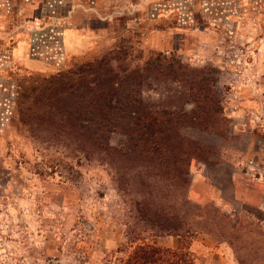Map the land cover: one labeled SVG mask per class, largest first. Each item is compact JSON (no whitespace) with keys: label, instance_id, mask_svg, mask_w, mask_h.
Wrapping results in <instances>:
<instances>
[{"label":"rangeland","instance_id":"obj_1","mask_svg":"<svg viewBox=\"0 0 264 264\" xmlns=\"http://www.w3.org/2000/svg\"><path fill=\"white\" fill-rule=\"evenodd\" d=\"M111 49L128 67L162 52L214 68L226 129L188 130L216 155L188 167L185 196L204 217L187 250L194 264H264V0H0V264H121L140 242L177 247L140 231L114 167L20 113L17 93L37 78ZM174 87L146 81L142 95Z\"/></svg>","mask_w":264,"mask_h":264},{"label":"trees","instance_id":"obj_2","mask_svg":"<svg viewBox=\"0 0 264 264\" xmlns=\"http://www.w3.org/2000/svg\"><path fill=\"white\" fill-rule=\"evenodd\" d=\"M123 61L120 49H111L37 78L17 93L24 102L20 113L29 123L42 120L59 127L67 134L66 145L86 159L114 167L117 189L137 194L131 204L142 223L140 231L179 237L175 248L137 243L121 264H194L186 239L198 232L193 221L204 217V208L185 196L188 167L193 160L212 163L216 150L188 130L225 133L226 120L210 74L214 68L193 67L162 52L132 67ZM151 80L175 87L156 101L147 100L142 85ZM113 134L120 135L118 144H110ZM134 231L127 236L130 241L139 237Z\"/></svg>","mask_w":264,"mask_h":264}]
</instances>
